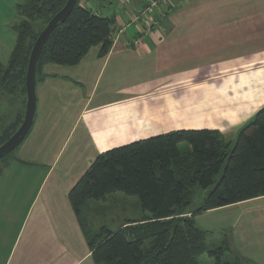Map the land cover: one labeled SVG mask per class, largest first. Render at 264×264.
Returning <instances> with one entry per match:
<instances>
[{
	"label": "crops",
	"instance_id": "0c3cea01",
	"mask_svg": "<svg viewBox=\"0 0 264 264\" xmlns=\"http://www.w3.org/2000/svg\"><path fill=\"white\" fill-rule=\"evenodd\" d=\"M16 1L0 0V64L4 66L16 41L13 9L24 2ZM146 2L80 0V5L113 18L110 49L100 56V45L91 46L76 65L47 63L41 68L30 130L13 158L6 165L0 163V180L9 191L0 195L4 205L0 206V264H96L68 192L98 153L189 128L184 125V106L194 99L186 100L184 73L193 69L184 67L193 63L192 48L198 40L209 41L210 51H225L226 72L246 74L248 80L242 85L248 100L237 104H241L238 109L249 110L240 121L252 119L257 107L264 105V16L249 15L255 5L264 6V0H183L171 10L168 2L160 3L152 15L159 29L150 32L145 31L144 17L131 23ZM134 38L139 39L136 46L131 44ZM189 40L197 42L188 49ZM4 98L13 110L0 112L4 116L0 131L24 109L23 96L14 100L2 96L0 105ZM207 128L222 133L227 127ZM24 189L29 195L19 198L16 192ZM24 198L26 209L21 212L7 203ZM107 199L109 209L116 211L127 202L118 192L102 201H88L82 216L90 227ZM237 206L242 208L234 209ZM223 210L230 212L218 220L217 212ZM141 213L118 216L115 228H108L139 220ZM193 220L205 236L207 225L225 229L234 252L248 264H264V195L206 210Z\"/></svg>",
	"mask_w": 264,
	"mask_h": 264
},
{
	"label": "trees",
	"instance_id": "16d2710c",
	"mask_svg": "<svg viewBox=\"0 0 264 264\" xmlns=\"http://www.w3.org/2000/svg\"><path fill=\"white\" fill-rule=\"evenodd\" d=\"M67 0H24L17 7L16 41L7 65L0 64V99L23 96L28 58L40 31ZM103 1V0H99ZM114 21L77 0L57 23L36 64V80L47 64L76 65L91 46L105 55L112 45ZM24 109L2 126L0 145L18 128ZM0 114V122L2 118ZM184 148V149H183ZM16 149V148H15ZM14 150L0 159L7 164ZM205 194L196 199V189ZM121 192L138 199L143 216L111 230H97L82 209ZM264 195V106L242 126L233 144L217 129H176L98 153L68 192L87 246L96 264H199L206 254L214 264H248L226 238L219 246L205 242L193 217ZM226 257V261H224Z\"/></svg>",
	"mask_w": 264,
	"mask_h": 264
},
{
	"label": "rangeland",
	"instance_id": "374dc122",
	"mask_svg": "<svg viewBox=\"0 0 264 264\" xmlns=\"http://www.w3.org/2000/svg\"><path fill=\"white\" fill-rule=\"evenodd\" d=\"M10 4L12 1L16 0H7ZM23 0H18L16 2H22ZM172 1V2H171ZM183 0H168V5L171 8L175 9L176 6H180ZM7 2V3H8ZM7 10H10V6ZM241 10V9H240ZM246 11L248 9H245ZM253 13L249 15H253L252 17L256 18V16H264V6L263 4H257L252 9ZM14 12V23L18 22L20 17L17 14V10ZM197 41L189 40L186 42L185 47H191V44H195ZM209 41H205L204 39H200L197 42V46H194L192 49L195 51V58L191 59L193 63L186 65L184 68L191 70V72H185V94L186 100L185 103V119L184 125L189 124V128L183 129H202L207 128L208 126H224L227 128H223L226 130L222 131V136L226 141L230 143V146H233L237 134L242 126H244L247 122L251 120V118L244 122L240 121V118L244 116L248 112V107L243 108V110L238 109L241 104H237L239 101L248 100L244 94V88L242 83L247 82L246 74L240 72H226L225 71V59L226 54L222 49L220 50H212L210 51ZM191 45V46H189ZM205 46V47H204ZM180 48H183L182 45L179 44ZM188 48V49H189ZM197 58V59H196ZM10 99V98H9ZM190 102V103H188ZM258 106V105H257ZM260 106V107H259ZM257 108H261L264 105H259ZM242 107V106H241ZM256 108V110H257ZM13 110V107L8 104V101L2 99V103L0 105V112L4 114H8ZM253 117V116H252ZM244 122V123H243ZM188 127V125H186ZM231 128V129H229ZM184 149V148H183ZM14 154V153H13ZM5 184H2L0 180V195H5V193H9ZM27 189H24V193L16 192L17 196L26 197L29 195ZM124 197H126V204H122L123 206L120 211L109 209L110 204L109 200H106V204L104 209L99 211L95 216V223H93L92 229H97L98 226L105 224L111 229L115 228L116 222L126 217V214H132V212L139 211L141 216L140 206L137 197L128 196L121 192H118ZM205 192L198 188L196 189L195 198L199 199L203 197ZM7 203H10V207L14 209L16 212L24 211L26 209L27 199L24 198L21 200H7ZM116 205V204H115ZM4 206V205H0ZM124 208V209H123ZM242 206H237L234 209L240 210ZM230 210H223L217 212L220 215L218 220H221V217H225V214L229 213ZM212 214V215H216ZM98 222L100 224H98ZM98 224V225H97ZM216 226V227H215ZM218 225L209 226L207 225L204 228L207 231L205 236V242L211 247L219 246L222 244L226 238H228V232L221 227H217ZM224 261H226V257H224ZM199 264H214V260L210 259L206 254L198 257Z\"/></svg>",
	"mask_w": 264,
	"mask_h": 264
},
{
	"label": "water",
	"instance_id": "95a60500",
	"mask_svg": "<svg viewBox=\"0 0 264 264\" xmlns=\"http://www.w3.org/2000/svg\"><path fill=\"white\" fill-rule=\"evenodd\" d=\"M77 0H67L65 5L48 21L46 26L40 31L36 40L33 43L31 48L28 64L25 75V107L22 120L16 129V131L0 145V159L5 155L9 154L14 150L26 137L28 131L33 122L35 107H36V98H35V85H36V64L38 56L41 52V49L51 32L61 21L67 13L72 9Z\"/></svg>",
	"mask_w": 264,
	"mask_h": 264
},
{
	"label": "built area",
	"instance_id": "2783aa9c",
	"mask_svg": "<svg viewBox=\"0 0 264 264\" xmlns=\"http://www.w3.org/2000/svg\"><path fill=\"white\" fill-rule=\"evenodd\" d=\"M166 2H168V0H147L146 4L144 6H142L141 9L139 11H137V13H135L132 16L131 23L138 24L140 22V20L144 17L147 21V23L145 24V26H146L145 31L146 32H150L153 27L159 29V25L152 18V15L154 13V10L156 9V7L160 3H166ZM131 44L135 45V46L138 45L139 39L134 38L132 40Z\"/></svg>",
	"mask_w": 264,
	"mask_h": 264
}]
</instances>
